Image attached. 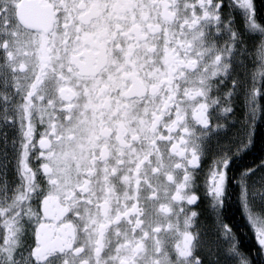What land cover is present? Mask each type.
<instances>
[{"label":"snow or ice","instance_id":"1","mask_svg":"<svg viewBox=\"0 0 264 264\" xmlns=\"http://www.w3.org/2000/svg\"><path fill=\"white\" fill-rule=\"evenodd\" d=\"M237 106L248 135L221 144ZM261 120L255 0H0V264H251L220 210ZM256 170L236 183L264 251Z\"/></svg>","mask_w":264,"mask_h":264},{"label":"flooded vegetation","instance_id":"2","mask_svg":"<svg viewBox=\"0 0 264 264\" xmlns=\"http://www.w3.org/2000/svg\"><path fill=\"white\" fill-rule=\"evenodd\" d=\"M258 8L264 9V0H255ZM227 4V0H225ZM234 26L243 29L244 16L242 10H236ZM224 37L220 38L221 43ZM235 112L238 114L237 121L228 125V132L221 137V144L235 145L237 141H242L248 135V128L240 123L243 119V108L237 106ZM235 138V139H233ZM212 146L207 154L202 158L201 168L198 170L197 192L200 195V205L202 209L201 222L205 226V234L211 240L219 236V231L215 229V216L210 208V198L204 195L203 180L212 163V153L216 151V145L209 142ZM264 163V120L258 121L255 127V137L253 146L242 155L233 158L229 166V182L225 197V205L220 210L224 225L229 227L235 234L240 250L248 257L251 264H264V251L257 241L255 232L249 223L239 199V186L236 179L240 173L248 168L257 169L253 174L259 178L264 169L257 166Z\"/></svg>","mask_w":264,"mask_h":264}]
</instances>
